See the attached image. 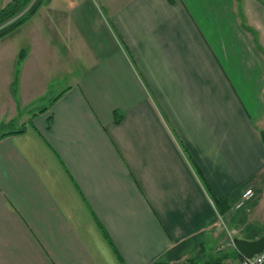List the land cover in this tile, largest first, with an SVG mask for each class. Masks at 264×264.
<instances>
[{
    "label": "crops",
    "instance_id": "obj_1",
    "mask_svg": "<svg viewBox=\"0 0 264 264\" xmlns=\"http://www.w3.org/2000/svg\"><path fill=\"white\" fill-rule=\"evenodd\" d=\"M262 131L264 0H36L0 37V264H219L221 220L264 235Z\"/></svg>",
    "mask_w": 264,
    "mask_h": 264
},
{
    "label": "trees",
    "instance_id": "obj_2",
    "mask_svg": "<svg viewBox=\"0 0 264 264\" xmlns=\"http://www.w3.org/2000/svg\"><path fill=\"white\" fill-rule=\"evenodd\" d=\"M169 2H173V0H168ZM36 11V0H13L8 5H6L3 9L0 10V27L10 21L11 19L16 18L11 24L5 26L2 30H0V37L9 33L16 27L25 23ZM238 202V201H237ZM235 238V237H234ZM239 260L242 257L236 252V250L231 247L228 252H223L222 256L218 259V263L221 264L223 261L227 259ZM154 264H162V263H154ZM198 264V263H195Z\"/></svg>",
    "mask_w": 264,
    "mask_h": 264
},
{
    "label": "water",
    "instance_id": "obj_3",
    "mask_svg": "<svg viewBox=\"0 0 264 264\" xmlns=\"http://www.w3.org/2000/svg\"><path fill=\"white\" fill-rule=\"evenodd\" d=\"M261 140L264 144V132L260 133ZM232 246L236 252L242 257L249 259L260 253L264 249V235L255 240H246L241 238H233Z\"/></svg>",
    "mask_w": 264,
    "mask_h": 264
},
{
    "label": "built area",
    "instance_id": "obj_4",
    "mask_svg": "<svg viewBox=\"0 0 264 264\" xmlns=\"http://www.w3.org/2000/svg\"><path fill=\"white\" fill-rule=\"evenodd\" d=\"M19 16L11 19L10 21H8L4 25H2L0 27V30H2L5 26H8L9 24H11ZM252 195H253L252 190H250V189L249 190H246L242 194V196L240 197V199L238 200V202L236 203L235 208L238 209V208L242 207V205L245 203V201L248 200ZM227 236L229 237L230 242L232 243L233 235H231V233L229 231H227ZM234 264H264V249L260 253L252 256L249 259L241 258L239 260H236V262Z\"/></svg>",
    "mask_w": 264,
    "mask_h": 264
},
{
    "label": "rangeland",
    "instance_id": "obj_5",
    "mask_svg": "<svg viewBox=\"0 0 264 264\" xmlns=\"http://www.w3.org/2000/svg\"><path fill=\"white\" fill-rule=\"evenodd\" d=\"M49 104V101H46V102H41V101H36V102H33V103H29L28 105H34L36 106L37 108L33 111V112H36V110H38L39 108H42L44 106H47ZM32 110V109H30ZM28 112H31V111H28ZM24 112L22 111L21 114L19 115V119L21 117V115L23 114ZM21 127L20 125V122L17 121V122H13L11 125L9 126H6V127H3L1 129H4V130H7V131H14V130H19ZM237 203V202H236ZM235 203V205H236ZM234 205V207H235ZM219 227H221L222 230H227V227H226V224L221 220V223H219ZM228 231V230H227ZM229 232L231 233V235H237L238 232H234V231H230ZM227 241L225 242V245L222 246L223 249H220L221 251L220 252H225L227 251L226 249H230L232 246V243L230 242V239L229 237H227ZM227 264H231V262H228Z\"/></svg>",
    "mask_w": 264,
    "mask_h": 264
}]
</instances>
